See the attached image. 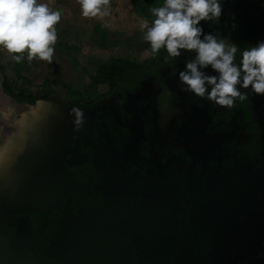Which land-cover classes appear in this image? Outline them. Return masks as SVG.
Segmentation results:
<instances>
[{
    "label": "flooded vegetation",
    "instance_id": "af4514ba",
    "mask_svg": "<svg viewBox=\"0 0 264 264\" xmlns=\"http://www.w3.org/2000/svg\"><path fill=\"white\" fill-rule=\"evenodd\" d=\"M165 81V110L153 91L121 119L105 111L124 138L97 127L92 112L83 157L68 151L77 164L92 148L88 188L53 169L49 191L28 208L44 215L51 242L20 222L0 242V264H264V95L227 108ZM253 222L263 230L245 232Z\"/></svg>",
    "mask_w": 264,
    "mask_h": 264
},
{
    "label": "rangeland",
    "instance_id": "374dc122",
    "mask_svg": "<svg viewBox=\"0 0 264 264\" xmlns=\"http://www.w3.org/2000/svg\"><path fill=\"white\" fill-rule=\"evenodd\" d=\"M124 1L127 5L132 2V0ZM222 4L224 7V22L217 35L224 38L226 42L230 40L236 43L238 45L237 55H240L242 34L239 27L243 25V17L253 12L264 16V0H222ZM127 5L122 7L120 13L112 10V16L116 18L106 20V26L111 28L113 33L103 28L101 24L89 22L83 24L78 16L74 17V22L70 27L64 28L67 37H74L73 44L69 45L68 49H80L75 54L74 64L70 61H62L64 63L62 65H65V67L61 66L57 69L66 73L62 80L68 83V87L64 85L55 87L52 83H43L41 78L36 77L32 79L21 78L15 73L13 74L12 68L1 61L4 65L2 77L7 78L8 84L15 92L25 95L46 96L50 100H45L47 102L38 101L35 106L27 107L24 110L22 109L24 105H15L12 103L15 100L10 103L11 99H5L0 90V235L3 236L2 232L8 230L6 212L10 206L14 205L21 209L29 208L31 205L36 206L38 204L36 196L42 193L45 194L48 191H41L36 183H31L32 186L26 190L13 187L16 185L15 182L21 181L23 176V173H19L20 170L17 166L22 160L19 156L32 154L34 158L38 156H44L43 159L48 158V161L44 164V171L49 170L48 173H51L49 175L52 179L57 177L53 173V169L56 170V167L61 169L64 166L59 163L63 158L57 164L55 163L58 157L65 156L69 153V150L74 152V157L80 159L83 157L79 148L88 143L92 111L71 108L65 104L84 105L91 103L104 112L113 111L121 119L129 103L145 99L153 91H156L157 109L162 111L167 108V105L162 103L170 102L171 97L170 86L165 83V80H168L171 68H183L186 53L182 52L180 57L169 59L167 54L163 53L165 50L162 48L153 55L148 43L142 39V33L138 28V21L142 18L135 15L132 5L128 8ZM136 8L138 9L139 6H136ZM148 15V18H145L147 20L152 18L150 12H148ZM200 23L203 25L205 32L210 31L207 22L201 21ZM259 38L264 40V32L260 33ZM140 41H143L146 47L138 52V48H141ZM66 46L60 45L58 49L63 50L61 48ZM86 48L92 50L105 49L107 52L94 53L91 50H85ZM115 59L130 60L141 65H148L151 66V69L144 73V77L137 80L133 85H127L124 82L115 83L113 87L109 84H101L97 70L100 69L104 72ZM22 61L24 62H20V64L16 62V66L20 67L22 65L24 74L31 75L36 71L33 63L35 64L37 59L34 58L29 62L25 58ZM73 109H79L83 113V119L79 125L75 123ZM165 115L167 114H162L161 117ZM25 117H28V119ZM20 121L23 122L20 124ZM26 123L28 129L32 131L31 133L26 132L25 134V130L20 129L22 124ZM53 127L54 129H60L54 130ZM25 136L29 140H25ZM52 147L57 149L51 151ZM33 163L35 164V160ZM44 171H41V174L45 175ZM31 175L37 177L39 174L33 171ZM55 182L59 183L60 180ZM67 187H71V185L67 183ZM70 189H67L68 191L65 193L68 194ZM65 193L63 192L64 195ZM50 203H52V200H50ZM231 225H229V228L224 225L223 229L236 233L237 229H234ZM242 230L244 231V229ZM246 230L258 232L263 228L258 230L257 223L253 222L251 226L245 227V232H247ZM228 234L230 235V233Z\"/></svg>",
    "mask_w": 264,
    "mask_h": 264
},
{
    "label": "clouds",
    "instance_id": "9594fccd",
    "mask_svg": "<svg viewBox=\"0 0 264 264\" xmlns=\"http://www.w3.org/2000/svg\"><path fill=\"white\" fill-rule=\"evenodd\" d=\"M82 17L103 18L110 14V0H76ZM151 21L140 19L138 28L153 55L164 49L169 58L190 54L178 71L181 91L215 105L231 108L249 93L264 95V40L240 50L238 45L213 32L201 21L215 22L222 0H162L150 7ZM61 12L43 0H0V49L17 63L25 58L51 61L57 39L55 25ZM26 52V56L24 55ZM248 90V91H242ZM79 125L83 113L72 110Z\"/></svg>",
    "mask_w": 264,
    "mask_h": 264
},
{
    "label": "trees",
    "instance_id": "16d2710c",
    "mask_svg": "<svg viewBox=\"0 0 264 264\" xmlns=\"http://www.w3.org/2000/svg\"><path fill=\"white\" fill-rule=\"evenodd\" d=\"M151 6H158L162 3V0H146ZM149 16V15H148ZM224 22V7L222 4V12L220 17L215 22H207L210 28L209 32H213L218 34ZM240 28V32L242 34L241 39V47L246 48L250 45H255L257 41H260L259 35L261 32H264V16L257 15L256 13H250L243 17V25ZM183 52V50H182ZM163 53H166L165 51ZM185 53V52H184ZM167 54V53H166ZM239 56L236 54V60L234 62H239ZM186 58H190V54L186 53ZM171 59V58H169ZM170 64V63H169ZM172 66V65H171ZM1 69V67H0ZM98 69V68H97ZM151 66L148 65H141L139 63L130 61V60H114L110 66H108L104 72L97 70L99 76V82L109 84L110 86H114L115 83H126L127 85H133L137 80H140L144 77V73L149 71ZM172 70L176 69L171 68ZM177 72L172 71L169 74L170 81L174 82V84L178 87V80H177ZM165 83H168L165 81ZM179 88V87H178ZM2 90L5 95L9 98L14 99L17 103H27L28 105L35 106L38 101H45L50 100L49 97L46 96H33V95H25L23 93L15 92L6 78L2 81ZM152 99L148 101H141L142 108L144 105L147 106L151 104L150 102ZM66 106H70L71 108H82L88 109L92 111L94 116L96 117L97 127L102 129L103 131L111 130L114 132L116 136L125 137V131L120 128V126L116 123V117L113 115L112 112L105 113L99 107L94 106L93 104H73L68 103L65 104ZM151 110V108H149ZM97 141V140H96ZM84 152L86 153V159L77 164H72L69 161L70 154L63 157H58L56 164L59 163L64 165L63 167L67 170V177L73 180L76 183H81L88 188V182L90 181V157H92V148L85 146L83 148ZM66 157V158H64ZM58 170L59 167H56ZM86 195V193H85ZM8 217V221L6 223L7 229L4 230L3 235L4 238H0V242L3 243H10L16 235L18 230V224L21 222L24 225L26 224L27 227H30L33 231H35L38 239L39 244L50 243L52 236L46 235V223L44 221V215L40 212H37L32 209L24 208L21 209L17 206H10L6 212ZM19 233V232H18ZM4 241H2V240ZM1 259V257H0Z\"/></svg>",
    "mask_w": 264,
    "mask_h": 264
},
{
    "label": "crops",
    "instance_id": "0c3cea01",
    "mask_svg": "<svg viewBox=\"0 0 264 264\" xmlns=\"http://www.w3.org/2000/svg\"><path fill=\"white\" fill-rule=\"evenodd\" d=\"M43 2H47L49 3V6L53 9V10H59L61 12V19L60 21L55 25L56 28V33H57V39L55 44L53 45L54 47V52H53V56H52V60L51 61H43V60H38L35 62V64L33 63V66L36 68V71L31 74V75H27L24 74V70H22V65H20V67L16 66V62L13 61L11 59V54L7 53L5 50L0 49V90L2 92V94L5 96H3L5 99H11L9 98L7 95H5L3 93L2 90V81H3V63L1 61H4L5 64L12 68V70L14 71L13 74L15 73L17 76L21 77V78H41L43 80V83H47L49 82L50 84L52 83L53 86L55 87H60L61 85L68 87V83H65L62 78L66 76V73L63 72L62 70H57L59 69V67L64 66L62 65V61H70L72 62V64H74L76 58H75V54L80 51V49L77 48H72V49H68L69 45L73 44V36L67 37L68 35L65 34V29L67 27H70V25L73 24L74 22V17H79L82 20L83 24H88L92 23V24H101L103 26V28H106L108 30L112 32L111 28H108V26H106V20H108V18H116L114 16H112L113 11L115 10V12H122V7L125 5H127L126 1L124 0H110V14L108 16H105L103 18H99V17H82L80 15V8L78 3L76 2V0H43ZM139 2V3H138ZM130 5H132L133 10L135 15L139 16L142 19L148 18V12L151 6L149 3H147L146 0H132V2H130L127 5V8L130 7ZM136 6H139V8L137 9ZM130 10V8H129ZM152 19V18H151ZM151 19H148V21H151ZM133 36V35H132ZM139 43V41H137ZM71 43V44H68ZM64 46L67 45L64 48H61L63 50H59L58 46ZM140 46L141 48H138V52H140L142 49H144L143 47H146V44L144 45L143 41H140ZM85 50H91L94 53L96 52H102V51H106L105 49H94L92 50L91 48H86ZM107 52V51H106ZM25 56H26V52H25ZM24 62V61H21ZM58 62V63H57ZM61 62V63H60ZM54 63H56L55 65H53ZM20 64V62H19ZM64 64V63H63ZM70 66V65H69ZM64 70V69H63ZM82 70V69H81ZM7 79V78H6ZM30 95V94H29ZM14 99L10 100L11 101ZM47 102V101H44ZM54 102V101H53ZM12 103H14L15 105H24L22 109L26 110V108H31V105H28L27 103H17L16 101H12ZM26 119H28V117H25ZM23 121H20V124ZM58 123V121H56ZM23 125H25L23 127ZM20 129L25 130V134L27 133H31L32 131L30 129H28L27 123L26 124H22V126L20 127ZM54 129V127H53ZM60 128H55L54 130H58ZM25 140H29L28 137L25 136ZM53 149H51V151L57 149L52 147ZM60 150V149H59ZM22 160L20 161L19 164H17V166L19 167L18 169L20 170L19 173H23L22 179L21 181H16L15 182V188H24V190L28 189L31 185V183H36L38 184V187L42 190H48L49 191V186L48 183L50 181H52L53 179L51 178V176L48 173L49 170L47 171V169L44 171V164L48 161V158L43 159L44 156H38L34 158V155L32 154H26V155H21L19 156ZM35 160V164L33 163V161ZM36 172L39 175L37 177L31 175V173ZM41 171L45 172V175L41 174ZM47 172V173H46ZM40 182V184H39ZM43 188V189H42ZM47 188V189H45ZM31 191V190H30ZM29 191V192H30ZM47 191V192H48ZM27 192V191H26ZM46 192V193H47ZM43 194V193H42ZM27 195V194H26ZM44 195V194H43ZM28 199H30L28 197Z\"/></svg>",
    "mask_w": 264,
    "mask_h": 264
}]
</instances>
